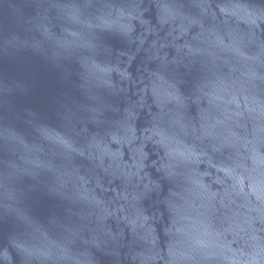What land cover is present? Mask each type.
<instances>
[{
	"label": "water",
	"instance_id": "1",
	"mask_svg": "<svg viewBox=\"0 0 264 264\" xmlns=\"http://www.w3.org/2000/svg\"><path fill=\"white\" fill-rule=\"evenodd\" d=\"M0 264H264V0H0Z\"/></svg>",
	"mask_w": 264,
	"mask_h": 264
}]
</instances>
